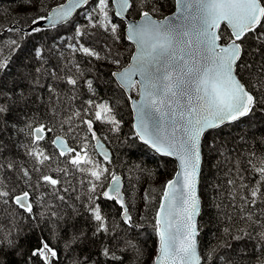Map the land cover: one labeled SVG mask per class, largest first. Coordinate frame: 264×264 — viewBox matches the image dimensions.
<instances>
[{
	"label": "snow or ice",
	"instance_id": "obj_1",
	"mask_svg": "<svg viewBox=\"0 0 264 264\" xmlns=\"http://www.w3.org/2000/svg\"><path fill=\"white\" fill-rule=\"evenodd\" d=\"M42 3L43 0H20V7L35 9L37 15L30 19L27 30L14 26L8 31L18 30L22 36L26 31L30 38L56 30L57 35L50 38L52 43H56L63 35L59 29L70 26L75 33L73 42L68 43L64 39L62 44L73 54L96 60L101 59L100 54L85 42V38L101 32L119 43L121 24L129 11L138 13L139 22L131 21L123 28L126 40L135 45L130 62L121 67L118 52L113 54L109 49L111 63L118 69L109 75L118 81L122 94L127 90L138 95V98L126 97L135 113L131 135L127 138L130 154L134 155L131 150L137 143H142L161 157L174 158L178 163L173 178L162 186L160 202L152 218L157 245L152 264H207V258L198 250L196 219L201 211L198 182L204 147H213V133L221 137L231 136V131L225 133L226 127L238 125L251 116L258 105L264 106V0H175L176 15L163 21L153 19L159 10L158 0H67L50 12L41 13L38 5ZM110 4L115 8L112 15ZM76 17H82L83 22L76 23ZM114 18H119V23ZM222 24L224 29H221ZM8 47L11 52L13 48L17 51L25 48V45L12 39ZM49 50L56 51L51 47ZM29 54L38 64H44L47 55L44 50L37 51L33 45L30 51H25V55ZM19 59L23 60L24 56ZM11 62L8 56H4L0 60V72L7 74ZM32 68V80L37 82L41 69L35 65ZM54 71H49L48 75L52 76ZM65 75L68 77L66 84L76 89L80 80L70 71ZM83 82L90 98L82 102V111L88 119L81 118L80 123L87 134L82 139L78 137L79 142L66 141L60 136L52 141L59 150L56 156L63 157L68 167L54 170L52 174L41 172L45 162L52 159V155L45 154L40 147V142L53 131L48 124L40 120L29 123L19 117L13 121L25 124L28 144L24 150L40 166L31 171L27 166L9 160V153L15 151L16 143L4 138L6 127L0 128V172L3 174L0 200L15 205L22 214H26V219L31 221L29 227L36 233L35 243L24 264H67L68 260L71 264H127L132 256L137 261L143 256V249L135 242L138 235L136 229L142 226L134 221L131 214L132 205L126 199L129 193L122 191L127 178L112 167V154L105 148L94 127L95 122H103L109 125V132L120 131L121 122L116 119L115 102L97 103L95 95L99 84L87 78H83ZM21 88V84L14 88L0 87V117H10L12 107H16L20 114H27L25 109L29 104L42 99L20 95L10 101L6 93H16ZM45 91L51 95L50 89ZM70 130L74 131L69 125L66 131ZM235 130L242 131L238 127ZM248 138L256 139V134L249 133ZM93 141L95 143L90 150L89 145ZM256 144L259 151L252 149L251 145L246 154L236 153L235 149L230 151L229 156L233 158L229 161L230 168L226 169L230 176L227 184L237 190V196L248 211L246 221L251 219L252 209L264 204V136L256 140ZM220 147L223 144L215 149L218 154ZM243 147L240 146L241 150ZM94 151L99 152L102 160L94 157ZM138 171L144 174L143 165L138 166ZM37 172L40 175L33 182L32 176ZM69 172L85 177L87 185V194L72 215L79 214L83 218L86 214L92 226L89 230L84 227L76 229L63 238V247H59L52 242L56 235L52 224L55 223L58 229L62 217L55 210L50 211L41 226V218L34 214L36 197L28 189H35L37 182L41 186L47 185L55 191L57 201L67 203L69 189L63 187L61 176L57 173L67 177ZM19 184L24 187L17 194L14 189ZM74 199L79 200L80 197ZM105 201L118 206V215L124 225V230L118 234L109 227V217L103 214L102 204ZM262 217L264 209L252 221L253 232L242 231L239 235H232L229 229H225L237 242V248L230 255L221 253L216 256V261L223 259L224 264H240L244 253L239 251V241L245 238L252 240L253 235L257 243L264 244ZM128 229L133 235L126 234ZM82 245L88 254L81 251L76 255V250ZM20 247L18 234L0 235V255L6 254L5 248L11 249L12 255H19ZM224 247L230 248L231 245L226 243ZM65 251L67 260L62 262ZM0 264L5 262L0 261ZM259 264H264V254L260 256Z\"/></svg>",
	"mask_w": 264,
	"mask_h": 264
},
{
	"label": "trees",
	"instance_id": "obj_2",
	"mask_svg": "<svg viewBox=\"0 0 264 264\" xmlns=\"http://www.w3.org/2000/svg\"><path fill=\"white\" fill-rule=\"evenodd\" d=\"M64 0H43V3L38 5L40 12H48L51 7L57 5ZM20 0H0V60L4 56L11 59V64L5 72H0V87L6 86L7 88H14L17 84H21V91L16 93H6L10 101H14L15 96L24 95L35 99L37 96L42 97L41 100L35 104H29L25 109V113L20 114L17 112L16 107H12L11 116L8 118L0 117V128L6 127L7 131L3 134L5 139H11L16 143L14 152L9 153V160H14L15 163L21 166H27L29 171L34 167H40L35 164L31 157L27 156L24 146L28 144V137L24 123H14L17 117L21 121H28L34 123L35 120H40L53 128L45 140L40 142V147L44 150L45 154H51L52 159L46 161L45 165L41 167V172L52 174L54 170L68 167L63 162V157L56 156L57 150L52 144V138L55 135H63L67 140L82 139L87 133L80 123V119H88L85 112L83 101L89 99L86 85L83 78L93 79L95 83L99 84V89L95 95L96 102L113 101L115 102L116 119L120 120V131L109 132V125L103 122H95L94 127L97 135L100 136L112 150V157L114 163L112 167L118 173L124 175L127 179L124 182L122 191L129 193L126 199L130 200L132 205L131 214L134 221L141 225L136 229L138 235L136 236V243L143 249V256L139 261L136 260L131 253V259L127 264H152V258L156 254V236L152 228V218L155 215L156 208L160 202L163 192V184L174 175L176 170L175 161L170 157H161L154 153L148 146L142 143H137L134 149V155L130 154L127 147V138L131 135L132 131V111L130 102L127 100L125 91L121 93L120 86L109 75L110 72L116 71L117 66L111 63L109 56V49L115 54L118 52L121 67H124L130 60L134 51V46L126 40L123 35V28L125 22L121 24V37L119 43H115L110 35L98 32L95 36L85 38V42L91 44L100 54L101 59L88 58L82 54H73L62 41L66 39L68 43L73 42L75 33L71 30L70 26H65L59 29L63 33L61 40L52 43L51 37L57 35V31L42 32L32 37L22 36L20 31H8L14 26L21 29V27L28 26L32 17L37 15L35 9L20 7ZM112 8V15L114 7ZM157 8L159 9L154 16L164 17L171 13L175 8V0H158ZM129 16L137 18L138 13L129 11ZM115 22L119 23V18H114ZM76 23H82V17H76ZM224 25L221 29H224ZM12 39H17L18 44L25 45V48H20L17 51L13 48L9 52V45ZM78 39V38H77ZM35 46L36 50H44L47 54L44 58V64L40 65L37 61L33 60L31 55H25V51L31 50ZM56 49V51H50ZM24 56L21 60L19 57ZM105 56H109L107 60ZM79 64V68H77ZM40 67L41 74L37 78V82H33L31 73L33 72L32 66ZM55 70L52 76L48 75L49 71ZM75 75L80 84L76 89H72L70 85L66 84L67 75L69 72ZM45 89L51 90V95ZM133 95H137L132 91ZM7 120V123H6ZM71 126L74 131H66V128ZM242 131H236L235 128ZM264 106L258 105L254 113L244 118L238 125L229 126L224 129L225 133L231 131V136L224 135L223 137L216 135L215 143L210 149L204 147V161L202 166L201 181H200V194L202 196L203 206L199 218V241L200 251L204 257L207 258V264H224L223 259L219 262L216 261V256L221 253L231 254L236 250L237 242L231 239V236L225 231L229 229L232 235H239L243 232H253L252 221L256 220L264 204L251 210V219L245 220L248 215L246 206L241 202L237 196V190L227 184L230 178L226 169L230 168L229 161L233 158L229 156V152L235 149L236 153L246 154L249 150V145L252 149L259 151L256 140L264 136ZM249 133H255L256 139H251ZM234 137H244L243 139L234 140ZM211 141V138H209ZM95 141L89 145L90 150L93 149ZM220 147L219 154L215 149ZM244 145L241 150L240 146ZM96 159H101L102 156L98 155L96 151L93 152ZM143 165L145 171L141 174L138 171V166ZM127 169V171H125ZM61 176L63 187L69 189L66 195L67 203L57 201L55 199V191L47 185L41 186L37 182L35 189L29 188L35 197L34 214L41 219L39 223H43L48 218V213L55 210L58 216H61L60 227L57 229L55 223L52 224L56 229V235L53 236L52 242L63 247L62 240L64 237L75 232L76 229L84 227L89 230L91 222L88 220L86 214L83 218L79 214L72 215L74 208H78L79 204L83 202L84 196L87 194L86 178L80 174H73L69 172L67 177L62 173H57ZM18 173L16 177H18ZM40 172L34 173L32 176L33 182H36V176ZM11 177L10 179H15ZM0 182H3V174L0 172ZM107 183V181L105 182ZM11 187V184L7 185ZM24 187L19 184L14 191L18 194L20 188ZM74 189V191H73ZM60 194H63L62 192ZM242 191L240 195H242ZM80 197L79 200L74 199ZM233 197H237L233 199ZM147 199V204L145 203ZM103 214L109 217V227L114 233H120L124 230V225L121 223V216L118 215V206L113 205L111 202L105 201L102 204ZM83 210L81 209V212ZM261 219H264L262 217ZM31 221L26 219V214H22L15 205L5 203L0 200V235H19L20 254L12 255L11 249L5 248L6 254L0 255V261L5 264H24L31 247L36 240V233L29 227ZM259 224V221H256ZM76 225L72 228L71 225ZM67 229V231H65ZM47 233V229H43ZM127 235H133L130 229L126 232ZM107 243V239L105 240ZM231 245L230 248H225V244ZM255 245V247H253ZM215 249V252H213ZM123 251V247L120 249ZM83 251L85 255L88 254L87 249L82 245L76 250V255ZM95 251V248H92ZM239 251L244 253V258L240 264H259V258L264 254V244L257 243L255 235L252 240L245 238L239 241ZM67 260V251L65 256L62 257V262ZM71 264V260L67 261Z\"/></svg>",
	"mask_w": 264,
	"mask_h": 264
},
{
	"label": "water",
	"instance_id": "obj_3",
	"mask_svg": "<svg viewBox=\"0 0 264 264\" xmlns=\"http://www.w3.org/2000/svg\"><path fill=\"white\" fill-rule=\"evenodd\" d=\"M66 2H67V0H65L64 2H61V3H59V4H63V3H66ZM57 5H58V4H57ZM57 5H54L53 7H51L50 10H49L48 12H50L51 9L55 8ZM113 7H114V6H113ZM114 11H115V8H114ZM176 13H177V8H176V6H175L174 10H173L171 13L167 14L166 16L159 18V17H156V16L153 15V19L163 21V20H165V19H167V18L173 17L174 15H176ZM140 19H141L140 17L133 18V17H131V16L128 15V17H127L126 19H124V22H125V25H126V24H128L129 22H131V21L139 22ZM222 25H223V24H222ZM222 25H221V26H222ZM27 28H28V26L21 27V29H24V30H27ZM133 46H134V49H135V45H133ZM129 62H130V60H129ZM129 62H128V63H129ZM126 66H127V64H126L124 67H126ZM116 82L118 83V81H116ZM118 85H119V83H118ZM124 91H125V93H126L127 95H131V96H133L134 98H138V95H133L132 92H128L127 90H124ZM130 107H131V105H130ZM131 111H132V125H133V123H134V119H135V113H134V110L132 109V107H131ZM57 136H60V137H62L64 140L68 141L63 135H60V134L55 135V136L52 138V141H53V140L55 139V137H57ZM101 142L105 145V148H106V149L112 154V150H111V148L107 145V143H106L102 138H101ZM96 152H97V154L99 155V152H98V151H96ZM112 155H113V154H112ZM172 159L175 161V164H176V170H178V163H177V161H176L174 158H172ZM203 161H204V158H203V160H202L201 170H200V174H199V182H198V195H199L200 200H201V211H202L203 201H202V196H201V194H200V181H201V173H202ZM176 170H175V171H176ZM173 176H174V175H173ZM173 176H172L170 179H172ZM123 187H124V183H123V185H122V190H123ZM201 211H200L199 215H198L197 218H196V219H197V225H198V236H197L198 250H199L200 253H201V251H200V241H199V231H200V230H199V218H200Z\"/></svg>",
	"mask_w": 264,
	"mask_h": 264
},
{
	"label": "rangeland",
	"instance_id": "obj_4",
	"mask_svg": "<svg viewBox=\"0 0 264 264\" xmlns=\"http://www.w3.org/2000/svg\"><path fill=\"white\" fill-rule=\"evenodd\" d=\"M171 177H172V176H171ZM171 177H170V178H171ZM170 178H169V179H170ZM169 179H168V180H169Z\"/></svg>",
	"mask_w": 264,
	"mask_h": 264
}]
</instances>
